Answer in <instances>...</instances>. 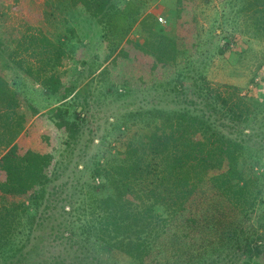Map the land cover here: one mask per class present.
<instances>
[{"label": "trees", "instance_id": "trees-1", "mask_svg": "<svg viewBox=\"0 0 264 264\" xmlns=\"http://www.w3.org/2000/svg\"><path fill=\"white\" fill-rule=\"evenodd\" d=\"M53 1L46 0L47 15L54 16V10H74L92 18L103 14L111 53L121 49L132 26L139 22L145 36L134 46L150 57L152 70L176 61L179 48L175 38L155 30L149 22L151 15L142 17L132 0H55L57 5ZM248 2L251 11L264 15V0ZM181 4L177 11L183 9ZM3 39L0 35V46ZM16 41L28 42L23 47L26 50L39 47L47 54L39 67L25 70L56 97L51 119L68 122L72 139L64 140L59 157L20 145L29 116L19 109L16 90L0 72V173L4 174L0 178V263L31 264L30 254H40L44 248V235L37 231L47 224H51V233L62 226L64 235L55 238L71 245L77 233H89L83 243H91L98 264L112 250L127 257L128 264L263 263L258 259L261 241L256 243L257 235L239 219L241 215L248 220L264 199V181L253 170L259 150L250 137L224 133L218 120L227 119L238 134L239 127L254 115L249 97L212 93L202 78L193 84L207 95V112L138 109L118 115L114 127L127 133L124 149L102 161L97 159L81 181L70 176L74 167L62 156L64 152L76 154L87 121L83 104H69V94L57 95L60 81L55 71L67 55L65 47L52 42L41 29ZM8 58L14 61V49L5 44L0 61ZM90 142L85 141L78 151L85 152ZM78 154V158L84 157ZM48 167L49 174L45 173ZM79 202L86 215L84 227L75 212ZM55 250L58 252L54 253V247L44 251L51 253L45 264L75 263L63 260V248ZM41 258L36 255L33 263L40 264Z\"/></svg>", "mask_w": 264, "mask_h": 264}, {"label": "rangeland", "instance_id": "rangeland-1", "mask_svg": "<svg viewBox=\"0 0 264 264\" xmlns=\"http://www.w3.org/2000/svg\"><path fill=\"white\" fill-rule=\"evenodd\" d=\"M132 1L139 6L142 17L151 15L149 22L155 30L166 32L177 41L179 50L171 65L152 70L150 57L134 46L144 39L142 23L134 24L121 49L111 53L110 41L105 38L108 22L103 14L92 18L83 12L56 9L57 13L54 10L52 16L46 13V0H0V35L4 38L0 50L5 44L7 49H14V61L10 58L1 60L0 72L16 90L21 100L19 109L29 116L28 126L18 143L59 157L65 147L64 140L72 139L68 122L51 119L50 109L58 104L56 97L46 92L25 70L39 67L47 54L41 53L39 47L26 50L23 47L28 42L16 41L23 34L38 33L41 29L52 42L62 43L67 53L56 66L60 81L57 95L69 94V104L81 103L86 110L87 121L83 124L82 141L75 148L76 154L64 152L62 155L76 171L70 173L71 177L84 180L97 159L102 161L124 149L127 133L114 127L118 115L138 109L207 112V95L197 91L193 84L195 79L203 78L212 93L219 91L222 97L237 94L251 99L249 104L254 108V115L239 127L238 134L233 132L234 127L227 119L218 120L227 135L250 137L256 141L254 147L259 150V160L253 170L264 181V15L251 11L248 0ZM53 2L57 5L55 0ZM180 2L183 9L177 11ZM88 140L91 142L87 150L80 153L78 147L83 148ZM77 153L84 157L78 158ZM251 154L246 153L247 156ZM49 171L48 167L45 173L49 174ZM3 177L1 172L0 178ZM62 180H65L64 176ZM98 181L101 180L97 178L96 183ZM68 189L72 191V185H68ZM261 192L264 198V186ZM75 207L80 224L86 226L82 202ZM250 213L248 220L241 215L239 219L244 220V227L254 236L257 235L256 243L261 241L258 259L264 264V199L260 207ZM50 225L37 231L44 235V248L40 254H30L31 264H37L33 263L36 255L42 256L40 264L47 263L51 253L44 251L51 247H54V253L58 252L55 249L63 248L60 253L65 262L98 264V254L91 251V243H83L89 233H77L71 245L70 241L55 238L64 235L62 226L51 233ZM106 252L100 264L129 263L120 252ZM243 262L246 264L247 260ZM0 264H14V260Z\"/></svg>", "mask_w": 264, "mask_h": 264}]
</instances>
